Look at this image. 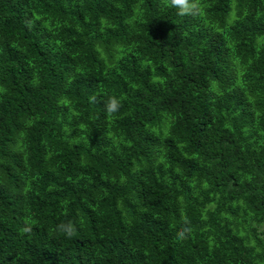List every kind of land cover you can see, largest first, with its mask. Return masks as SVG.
Returning <instances> with one entry per match:
<instances>
[{"label":"trees","instance_id":"16d2710c","mask_svg":"<svg viewBox=\"0 0 264 264\" xmlns=\"http://www.w3.org/2000/svg\"><path fill=\"white\" fill-rule=\"evenodd\" d=\"M195 3L0 0V264H264V0Z\"/></svg>","mask_w":264,"mask_h":264},{"label":"clouds","instance_id":"9594fccd","mask_svg":"<svg viewBox=\"0 0 264 264\" xmlns=\"http://www.w3.org/2000/svg\"><path fill=\"white\" fill-rule=\"evenodd\" d=\"M170 4L173 8L177 10V13L181 16L184 15H195L198 13L199 8L195 3V0H170ZM105 110L109 113L118 110L119 104L116 99L109 98L105 105ZM30 229L26 226L24 231H29Z\"/></svg>","mask_w":264,"mask_h":264}]
</instances>
